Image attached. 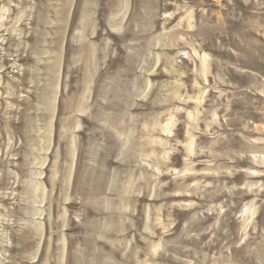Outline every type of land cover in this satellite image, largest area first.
I'll return each mask as SVG.
<instances>
[{
    "label": "rangeland",
    "instance_id": "obj_1",
    "mask_svg": "<svg viewBox=\"0 0 264 264\" xmlns=\"http://www.w3.org/2000/svg\"><path fill=\"white\" fill-rule=\"evenodd\" d=\"M0 264H264V0H0Z\"/></svg>",
    "mask_w": 264,
    "mask_h": 264
}]
</instances>
